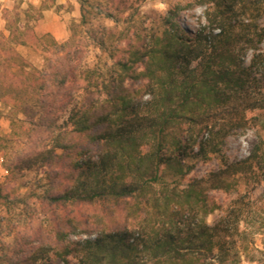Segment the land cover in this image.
<instances>
[{
  "label": "trees",
  "instance_id": "16d2710c",
  "mask_svg": "<svg viewBox=\"0 0 264 264\" xmlns=\"http://www.w3.org/2000/svg\"><path fill=\"white\" fill-rule=\"evenodd\" d=\"M54 3L1 11L0 102L37 114L50 144L22 161L41 171L46 188L29 194L39 218L4 247L0 262L238 264L241 203L209 225L216 206L207 192L228 191L230 177L263 169L262 140L244 159L221 158L206 179L180 184L195 161L219 153L232 129L263 116L264 51H254L248 66L241 55L264 37L256 23L264 0H200L204 24L191 32L168 18L167 28L134 36L111 50L103 78L74 62L80 36L58 43L36 33L34 21ZM17 46L39 49L48 74ZM9 186L0 184V204L29 207L28 196ZM80 233L87 237L67 238Z\"/></svg>",
  "mask_w": 264,
  "mask_h": 264
},
{
  "label": "rangeland",
  "instance_id": "374dc122",
  "mask_svg": "<svg viewBox=\"0 0 264 264\" xmlns=\"http://www.w3.org/2000/svg\"><path fill=\"white\" fill-rule=\"evenodd\" d=\"M43 0H8V8L17 6L22 12L28 7L38 8ZM264 7V3H263ZM84 20L81 22V11L78 0H55L54 5L45 8L40 18L34 21V29L38 35L49 33L58 43L73 36H80L81 43L76 48L74 62L81 68L93 69L102 78L111 72L114 58L111 50L124 46L136 35L145 37L149 33H157L169 26V20L186 26L193 32L205 23L206 5L200 0H84ZM178 10L177 13H170ZM174 15V16H173ZM2 18V17H1ZM264 26V16L256 22ZM0 30H3L0 28ZM73 31L76 35H73ZM19 53L48 74L47 60L39 49L17 46ZM72 50V49H71ZM264 51V37L255 44V49L246 48L241 55L242 64L248 66L253 52ZM259 72V71H258ZM264 75V71H261ZM261 74V73H259ZM258 74V75H259ZM23 112H12V107L0 102V184L12 186V192L19 197L28 198L29 207L23 203L8 206L0 204V254L7 244L24 232L32 216H37V205L29 197L31 193L45 190V177L35 166L25 167L22 161L41 151L50 144L48 132L42 130L39 116ZM259 120H248L244 127L232 129L222 140L220 151L208 161H195L192 170L181 181L180 187L187 185L191 179H206L210 173L222 167L221 158L229 161L247 157L253 146L262 140L264 152V111ZM253 115L249 113L247 117ZM66 114L56 119L61 124ZM181 135V134H180ZM59 151V150H58ZM13 168L14 178L9 174ZM232 187L228 190L210 189L208 201L215 204L214 211L206 216V222L214 224L225 215L233 201L241 203L243 208L235 235L236 250L240 262L238 264H264V168L254 169L247 175L235 174L229 178ZM46 221H43L45 225ZM87 237L86 233L78 236L68 234V239ZM55 264H63L60 259ZM0 264H8L1 261Z\"/></svg>",
  "mask_w": 264,
  "mask_h": 264
},
{
  "label": "crops",
  "instance_id": "0c3cea01",
  "mask_svg": "<svg viewBox=\"0 0 264 264\" xmlns=\"http://www.w3.org/2000/svg\"><path fill=\"white\" fill-rule=\"evenodd\" d=\"M4 7H8V0H0V28L3 29L4 21L1 18V11Z\"/></svg>",
  "mask_w": 264,
  "mask_h": 264
},
{
  "label": "built area",
  "instance_id": "2783aa9c",
  "mask_svg": "<svg viewBox=\"0 0 264 264\" xmlns=\"http://www.w3.org/2000/svg\"><path fill=\"white\" fill-rule=\"evenodd\" d=\"M0 160H2V157H0Z\"/></svg>",
  "mask_w": 264,
  "mask_h": 264
}]
</instances>
